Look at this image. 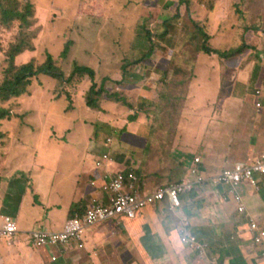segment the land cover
I'll list each match as a JSON object with an SVG mask.
<instances>
[{
    "label": "rangeland",
    "instance_id": "374dc122",
    "mask_svg": "<svg viewBox=\"0 0 264 264\" xmlns=\"http://www.w3.org/2000/svg\"><path fill=\"white\" fill-rule=\"evenodd\" d=\"M16 1L19 8L31 3L32 15L26 26L19 21L0 24V84L10 74L11 55L16 70L30 62L43 64L50 54L65 79L73 63L94 70L96 88L106 78L110 99L102 95L97 105L87 106L88 77L65 84L38 74L25 94L0 101L10 113L8 120H0L1 196L17 169L31 177H51L42 159L48 164L59 159L67 174L82 171L77 163L93 161L86 151L94 141L114 151L120 135L129 140L126 132L137 119L158 132L146 141L147 151L156 142L174 144L173 152L168 149L171 157L194 161L199 156L206 169L230 167L236 158L253 160L264 151L258 149L264 146V110L254 105L257 99L264 103V94L255 95L264 88V0ZM67 42L69 52L62 59ZM204 42L207 50L201 48ZM244 44L249 47L235 56L223 53ZM115 97L130 104L124 112L132 118L124 117L113 132L103 123L100 103ZM185 118L191 136H184L185 129L176 131ZM108 138L111 143L105 142ZM240 141L253 142L255 149L246 154ZM207 184L221 197H234L228 185ZM242 184L251 185L242 182L236 188L240 194ZM38 185V190L46 189L45 183ZM197 188L182 198L196 196Z\"/></svg>",
    "mask_w": 264,
    "mask_h": 264
},
{
    "label": "crops",
    "instance_id": "0c3cea01",
    "mask_svg": "<svg viewBox=\"0 0 264 264\" xmlns=\"http://www.w3.org/2000/svg\"><path fill=\"white\" fill-rule=\"evenodd\" d=\"M162 75L166 77L168 72L164 71ZM113 101L100 103V106L105 110L102 113L103 123L116 132V129L119 131V122L126 120L124 117L132 116H125L124 109L131 108L127 101L126 104L116 99ZM47 112L48 110L45 113ZM184 115L192 118V114ZM185 119L176 131L185 129L184 136H191L193 129L188 128L190 122L187 121L188 118ZM81 122L83 124L84 120L81 119ZM141 123L145 126H140ZM130 125L132 128L126 132L129 140L120 135L114 151L104 149L100 147L102 142L94 141L92 150L86 151V155L93 158V161L86 158L78 161L77 167L82 171L78 170L76 174L60 170L61 164L57 158L49 164L42 159L51 170V177H31L24 170L17 169V174L9 177L5 183L6 192H2V196L0 194V216H12L19 231L36 228L60 230L67 219L83 212L89 203L106 202V194L100 186L107 174L112 175L133 165L148 189L173 180L179 181L187 176L193 160L185 156L171 157L174 144L171 146L165 143L163 146L156 142L147 151L146 141L153 140L158 135L157 129L139 119L132 121ZM260 138L259 133V140ZM111 141L109 138L105 140L106 143ZM241 146L246 154L255 149L253 142H241ZM169 148L171 153L168 152ZM258 149L262 151L264 146L258 145ZM103 154L111 159L95 166V161ZM239 159L241 158L232 161L230 166L240 161ZM40 160L41 158H36V162ZM202 165L206 177L223 169H206L203 161ZM256 176L258 187L250 183L251 185L242 184L239 188L248 214L237 210V203L231 198V194L221 197L220 193L206 183L196 189V196L184 195L183 207L175 211L170 208L168 201H162L146 206L139 217L130 219L119 216L88 227L83 234L82 247L71 243L67 246L35 248L28 242L25 234L1 239L0 264H214V260L227 261L229 264H264V248L253 243L252 234L248 231L250 217L264 227V174ZM91 181L94 182L91 184ZM40 182L45 183V190H38ZM242 186L248 188L242 189ZM28 193L36 196L28 197ZM2 210H7V213ZM184 219H188L198 237L209 244L206 256L205 253L203 257L199 256L196 251L181 243L179 230Z\"/></svg>",
    "mask_w": 264,
    "mask_h": 264
},
{
    "label": "built area",
    "instance_id": "2783aa9c",
    "mask_svg": "<svg viewBox=\"0 0 264 264\" xmlns=\"http://www.w3.org/2000/svg\"><path fill=\"white\" fill-rule=\"evenodd\" d=\"M259 89L255 91L257 97L264 94V88H262L263 91ZM255 106L258 110H264V103L260 99L256 100ZM110 159L108 155L103 154L100 159L95 161V166L98 167ZM135 168L131 165L128 169L119 170L112 175H105L104 183L100 186V189L106 194V202L90 203L82 215H75L68 219L60 230L36 228L22 232V234H25L28 242L35 248L50 245L67 246L71 243L82 247V236L87 227L116 219L119 216L126 218L138 217L146 206L160 203L165 198H167L170 208L175 211L182 206V194L206 183L230 186L235 191L233 200L237 203V210L248 214L243 196L236 188L244 181L258 187L256 174H264V152L253 162L237 161L210 177H206L202 160L199 156H196L188 169L187 176L183 180L162 183L153 189H148L142 183ZM93 182L91 181V184ZM248 231L252 234L253 243L264 248V227L250 217ZM15 232L14 219L6 215L1 216L0 238H11ZM179 238L182 244L196 251L201 257L204 253L206 256L210 249L209 244L199 239L194 231L190 229L186 219L180 226ZM213 263L229 264L227 261L219 262L217 260H214Z\"/></svg>",
    "mask_w": 264,
    "mask_h": 264
},
{
    "label": "trees",
    "instance_id": "16d2710c",
    "mask_svg": "<svg viewBox=\"0 0 264 264\" xmlns=\"http://www.w3.org/2000/svg\"><path fill=\"white\" fill-rule=\"evenodd\" d=\"M31 5H32L31 3L26 2L24 7L22 6L21 8H19V4L16 0H0V24L7 26L14 21H19L24 26L28 25L29 23L28 17L32 15ZM255 29L258 30L257 28ZM204 36H206V34H204ZM205 40H208V36H206ZM69 46L70 44L69 42H67L60 54L62 59H65L67 57L69 52ZM205 46L206 45L204 42L201 48L207 50V48H204ZM248 47L249 46L247 44H244L239 48L223 53L227 55L235 56L240 52H243L244 48H248ZM208 52L210 51L208 50ZM15 53H21L20 49L16 48ZM13 59L14 56L11 55V61H10L11 67L8 70L10 74L7 77V79L4 78L3 82L0 84V101H7L10 98L19 97L25 94L27 92L28 86L30 85V79L36 77L38 74L49 76L65 84L71 83L73 79L78 80L84 76L88 77L90 80H92V84L85 96V101L87 106H91L92 104L97 105L98 100L100 101L101 99L100 97L102 95H105L108 99H110L106 94V89L104 86L106 82L105 80L106 78H104L101 84L98 86V88H96L97 85L94 83L95 72L94 70L86 68V66L73 63L72 71L69 74V76L65 79L63 72L61 71V69H59L56 66L50 54H47L46 62L43 64L35 66L32 62H30L26 65L19 67L16 70L13 67ZM116 101L120 102L117 99ZM172 103H174V101ZM9 118H10L9 111L7 109L0 107V120H4V119L8 120ZM5 204L7 205V200ZM81 213H77V214H81Z\"/></svg>",
    "mask_w": 264,
    "mask_h": 264
},
{
    "label": "clouds",
    "instance_id": "9594fccd",
    "mask_svg": "<svg viewBox=\"0 0 264 264\" xmlns=\"http://www.w3.org/2000/svg\"><path fill=\"white\" fill-rule=\"evenodd\" d=\"M257 89H258V88H257ZM255 102H256V101H255ZM254 105H255V103H254ZM256 110L258 111L257 108H256ZM263 152H264V151H263ZM263 152H261V153H259V154L261 155ZM259 154H258V155H259ZM258 155H257V156H258ZM260 155H259V156H260ZM110 158H111V157H110ZM256 159H257V157H256L253 161H255ZM240 161H241V160H240ZM253 161H251V162H253ZM182 180H183V179H182ZM180 181H181V180L176 181V182H180ZM193 189H194V188H193ZM193 189H192V190H193ZM188 192H189V191H188ZM181 197H182V196H181ZM91 203H92V202H91ZM168 203H169V202H168ZM89 204H90V203H89ZM89 204H88V205H89ZM86 207H87V206H86ZM86 207H85V209H86ZM181 207H183V198H182V206H181ZM181 207H179V208H181ZM179 208H178V209H179ZM85 209L83 210V212H82L81 214H76V215H78V216L82 215V214L84 213ZM5 215H6V214H5ZM1 216H3V215L1 214ZM1 216H0V217H1ZM6 216H9V215H6ZM74 216H75V215H74ZM74 216H73V217H74ZM9 217L13 218L12 216H9ZM138 217H139V216H138ZM71 218H72V217H71ZM135 218H136V217H135ZM13 219H14V218H13ZM69 219H70V218H69ZM116 219H117V218H116ZM130 219H132V218H130ZM0 220H1V219H0ZM67 220H68V219H67ZM67 220H66V221H67ZM110 220H111V219H110ZM184 220H185V219H184ZM184 220H183V221H184ZM186 220H187L188 223H189V227H190V229L193 231V229L191 228V225H190V221H189L188 219H186ZM14 221H15V219H14ZM107 221H108V220H107ZM104 222H105V221H104ZM182 223H183V222H182ZM0 224H1V223H0ZM64 224H65V223H64ZM181 225H182V224H181ZM15 226H16V222H15ZM89 227H90V226H89ZM87 228H88V227H87ZM87 228H86V229H87ZM86 229H85V230H86ZM85 230H84V232H85ZM27 231H29V230H27ZM22 232H25V231H19V230L16 228V232L14 233V236L11 237V238H14L15 236H17V234H22ZM194 233H195V232H194ZM83 234H84V233H83ZM195 234H196V233H195ZM196 235H197V234H196ZM197 236H198V235H197ZM0 239H7V238H0ZM82 239H83V236H82ZM199 239H200V238H199ZM201 240H202V239H201ZM204 241H206V240H204ZM206 242H207V241H206ZM76 245H77V244H76ZM82 245H83V243H82ZM61 246H62V245H61ZM77 246H78V245H77Z\"/></svg>",
    "mask_w": 264,
    "mask_h": 264
}]
</instances>
